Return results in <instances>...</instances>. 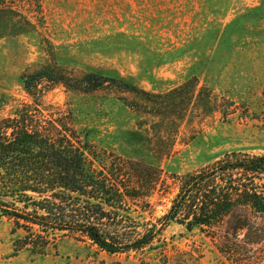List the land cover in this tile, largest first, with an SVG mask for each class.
Listing matches in <instances>:
<instances>
[{
  "label": "rangeland",
  "instance_id": "374dc122",
  "mask_svg": "<svg viewBox=\"0 0 264 264\" xmlns=\"http://www.w3.org/2000/svg\"><path fill=\"white\" fill-rule=\"evenodd\" d=\"M30 15L33 31L0 33V115L29 99L26 72L124 78L137 91L57 84L43 99L72 111L97 166L116 155L160 169L153 218L168 210L185 174L233 153L264 155V0H41ZM256 222L237 239L264 234V219ZM25 234L0 213V264H230L209 236L177 223L127 254L63 232L46 254L16 251ZM251 247L264 264V239Z\"/></svg>",
  "mask_w": 264,
  "mask_h": 264
},
{
  "label": "trees",
  "instance_id": "16d2710c",
  "mask_svg": "<svg viewBox=\"0 0 264 264\" xmlns=\"http://www.w3.org/2000/svg\"><path fill=\"white\" fill-rule=\"evenodd\" d=\"M40 9L41 0H0V33L33 31L30 14ZM22 84L29 99L0 115V213L26 232L15 241L16 251L46 254L63 232L107 253L127 254L151 247L177 223L209 236L230 264L261 263L250 246L264 234L256 228L245 241L237 238L264 219V155L233 153L185 174L168 210L153 218L160 169L116 155L97 166L95 147L72 111L43 99L57 84L82 91L137 88L121 77L55 68L26 72ZM5 104L0 98V107Z\"/></svg>",
  "mask_w": 264,
  "mask_h": 264
}]
</instances>
